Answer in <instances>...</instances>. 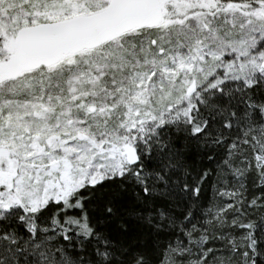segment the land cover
Segmentation results:
<instances>
[{
    "label": "snow or ice",
    "instance_id": "1",
    "mask_svg": "<svg viewBox=\"0 0 264 264\" xmlns=\"http://www.w3.org/2000/svg\"><path fill=\"white\" fill-rule=\"evenodd\" d=\"M0 264H264V0H0Z\"/></svg>",
    "mask_w": 264,
    "mask_h": 264
}]
</instances>
